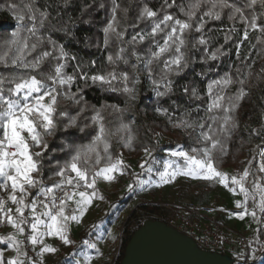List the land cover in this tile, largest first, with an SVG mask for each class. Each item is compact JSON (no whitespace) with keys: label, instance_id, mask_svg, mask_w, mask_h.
Returning <instances> with one entry per match:
<instances>
[{"label":"trees","instance_id":"trees-1","mask_svg":"<svg viewBox=\"0 0 264 264\" xmlns=\"http://www.w3.org/2000/svg\"><path fill=\"white\" fill-rule=\"evenodd\" d=\"M26 2L27 0H0V6H2L0 7V52L5 50V41L11 39V34L17 30V21L13 13L9 11V5L15 4L22 9ZM168 2L172 3V0ZM195 2L196 0H175V4L168 8L167 12L183 20L185 15L181 9L188 10ZM228 2L241 8L243 15L248 19L256 16L259 18L258 23L264 25V4L261 0H257V3L251 7H248L250 0H228ZM116 3L120 6L116 12L119 21L117 30L124 31L123 41H118L113 36L110 45L105 47L103 29L111 22L113 0H68L67 5L63 0H37L38 6H47L51 26L58 30H53L51 26L41 29L39 34L45 38V43L28 55L27 59H33L41 51H51V46L46 42L50 37L57 45H63L70 56L77 58L67 62L64 69L66 74H73L77 63L85 65L83 70L89 75L104 74L115 70L117 73H128L132 79H135L138 70L139 83L137 84V99L132 102L128 100L127 94L123 91H112L107 85L101 86L99 82L93 84L89 80L90 86L84 87L82 79H78L70 87L72 92L83 88L82 96L86 104L76 105L70 101L60 100V109L66 111L68 115L59 116L58 113L55 115L57 130L53 136L47 137L49 148L45 150L47 154L42 161L43 168L40 177L44 185L51 186L52 181L48 178L54 176L58 166H63L70 161L78 149L86 150L93 145L94 137L99 134V124L94 122L92 117L96 114V110H100L104 117L102 123L112 134L108 136L111 143L110 152L113 157L117 154L122 155L125 164L128 165L122 177L132 184V188L128 187L129 184H125L120 195L115 199H109L106 210L93 221L86 223L77 236L70 231L69 238L73 243L68 244L64 249L58 248L49 263L38 255L39 248H34L26 239L30 225L26 226L24 236L19 239L23 241L22 248L27 252V257L35 261V264H41V262L42 264H77L82 256L97 252L94 248L87 247L84 241L87 240L94 244L98 236L102 241L111 243L113 247L115 243L117 252L112 264H120L126 244L135 230L146 220L158 219L168 223L169 219L176 215L177 208L170 207L168 204L186 201L210 204V195L218 186L216 181L177 176L172 180L174 181L173 190L168 197L164 195L166 188L160 185L157 189L158 198L152 199L145 198L147 187L141 188L136 183V179L159 180L156 171H163L165 160H174L181 167L185 164L183 157H172L171 152L185 151L192 154V148L205 146L203 141L197 142L201 129H184L173 125L181 120H187L190 123L194 121L212 123L207 117L224 115L221 109H214L212 112H208L207 109L213 99V95L208 91V85L212 81L221 80L225 74L229 75L233 83L214 85L213 93L223 89L221 93L223 96L234 98L241 87L238 81L244 80L246 95L239 102V106L232 111L237 127L228 136H220L227 154L221 156L218 149L213 150L214 156L218 158L217 170L229 177V185L232 187L235 185H232L231 177L237 176L239 179L245 167L250 168L252 175L245 179L244 184L252 187L254 179H260V182L264 184V179H261L264 178V173L259 171L264 158L259 155L257 148L258 145H264V132L257 135L253 131L264 127V72L261 71L264 68V50H262L264 44H261L264 35L261 34L260 29L249 27L244 20L240 19V14L234 13V9L218 8L216 11L221 13V18L219 20L208 18L204 16V13L210 9L211 3L210 0H202L201 7L192 20L193 27L185 35L186 45L182 46V51L189 60V66L179 75L170 76L173 81L172 91L166 96L158 97L153 91L151 80L145 75V64L150 58L149 49L157 51V44L151 37L143 41L138 40L135 45L127 42L137 33L144 34L151 30V19H138L143 7L147 5L162 18L161 6L164 0H116ZM229 15H234L235 18L230 20ZM200 17H203L206 23L201 31H197ZM64 27H67V32L62 30ZM245 29L249 33L246 40L243 37ZM163 36V33L158 34L155 40L163 44ZM226 36L230 39L226 40ZM201 37L208 41L206 45L196 43ZM121 48L126 49L121 55L128 60V63L125 64L122 59L115 65L110 64L107 57L109 55L115 57L120 53ZM216 48H221L225 55L219 56L216 60L207 59V56ZM133 49L136 55L143 58L141 62L138 63L136 55L132 54ZM57 54L54 53V55ZM168 58L169 54H163L159 58V65L152 66L156 73H159L160 68L163 67V61ZM56 63L55 59L49 58L42 65L41 70L45 73L54 71ZM134 64L137 66L136 69L132 67ZM26 71L31 70L18 68L10 63L7 66L0 64V75L5 77L23 74ZM113 84L117 88L123 87L119 80L114 81ZM8 86L5 85V90ZM128 86L131 87L132 84L129 83ZM185 87H188L189 92L184 91ZM67 88L68 86H64L63 90ZM192 88L197 89L199 98L191 95ZM160 90L164 91L163 87ZM113 105L121 111L113 109ZM224 107H229L227 99L224 101ZM81 108H84V111L81 112ZM70 117H76V124L72 127H64L68 124ZM121 124L130 126L131 135L134 137L131 148L122 146L123 141L120 137H127L129 133L117 131ZM203 131H208L207 127ZM207 146L211 147V144ZM96 147L101 156H104L103 144H97ZM144 147L154 148L152 155L156 161H159L155 164L151 174L142 172L139 167L145 159ZM102 166H104L103 162L98 167ZM132 173H139V176L134 178ZM2 182L3 178L0 177V183ZM150 187L152 191L154 184ZM97 188L103 197L107 196L98 183ZM30 192L32 194L30 198H34L36 190L30 189ZM135 195H138L139 199L132 205L130 214L123 221L122 229L116 230L113 233L115 239H112L107 229L117 220L119 213ZM0 196L6 197V193L0 190ZM29 211L26 209L25 215H28ZM258 212L261 218L259 228L250 239L251 252L258 255L252 264H264V212H261L259 207ZM101 227L105 231L103 236H100ZM0 247H8L7 242L0 241ZM221 253L226 254V252Z\"/></svg>","mask_w":264,"mask_h":264},{"label":"snow or ice","instance_id":"snow-or-ice-1","mask_svg":"<svg viewBox=\"0 0 264 264\" xmlns=\"http://www.w3.org/2000/svg\"><path fill=\"white\" fill-rule=\"evenodd\" d=\"M63 2L67 5L68 0H63ZM201 3L202 0H196L188 10L182 8L181 11L185 15L183 20L167 12L168 8L173 7L175 0H172V3L164 0V4L161 6L162 18L147 5L141 10L138 19H151V30L144 34L137 33L127 43L135 45L138 40L143 41L151 37L153 42L157 44V51L149 49L150 58L145 64V75L151 80L153 91L158 97L166 96L172 91L173 81L170 76L179 75L189 66V60L182 51V46L186 45L185 35L193 27L192 20L196 16L197 10L200 9ZM210 3L211 7L204 13V16L219 20L221 13L216 9H234V13L240 14V19L244 20L249 27L260 29L261 34L264 35V25L258 23V17L253 16L248 19L243 15L241 8L229 4L228 0H210ZM256 3L257 0H250L248 7ZM261 3L264 4V0H261ZM119 7L116 0H113L111 22L103 29L105 47L110 45L113 36L118 41H123L124 31L117 30L119 21L116 12ZM9 11L13 13L17 21V30L11 34V39L5 41V50L0 52V64L7 66L10 63L18 68L31 71L19 75L13 74L9 77L0 75V177L3 178V182L0 183V190L7 194L6 197L0 196V224L10 225L13 229V232L0 236V241H6L16 253L15 256L5 260L3 251H0V264H26V260L27 264H35V261L27 257V252L22 248L23 241L19 239L25 233L26 226L30 225L31 227V234L26 239L33 246L42 245L38 253L41 257L44 253L57 251L53 246L44 243L46 236L58 237L63 244L73 243L69 238L71 224L73 222L81 223L93 206L94 201L104 199L98 191V181L102 179L111 182L116 179L113 173L119 172L123 175L128 168L122 155L112 156L110 152L111 143L108 139V136L112 134L106 130L102 123L104 117L101 111L96 110L92 120L99 124V134L94 137L93 145L86 150L78 149L70 161H67L63 166H58L54 176L48 178L52 181L51 187H45L44 181L40 177L43 168L42 161L47 154L45 150L49 148L47 137L53 136L57 130L55 115L57 113L59 116L68 115L66 111L60 109V100L70 101L76 105L86 104L82 96L83 88H78L76 92H72L70 87L78 79H82L84 87L90 86L89 80L93 84L99 82L101 86L107 85L112 91H123L127 94L130 102L135 101L137 99L139 71L137 70L135 79H132L128 73H117L115 70L104 74L89 75L87 71L83 70L85 65L77 63L73 69V74H66L64 69L67 62L77 58L70 56L63 45H57L50 37L46 42L52 50L41 51L39 55L29 60L26 57L45 43V38L39 33L41 29L51 26L50 12L47 10V6H38L37 0H27L22 9L15 4H10ZM125 11L127 10L125 9ZM234 18V15H229L230 20ZM205 23L204 18L200 17L196 30L201 31ZM51 28L58 30L54 26ZM62 30L68 31L67 27ZM161 33L164 34L163 44H159L155 40L156 36ZM248 35V31L245 29L243 33L245 40ZM225 39L228 40L230 37L226 36ZM196 43L206 45L208 41L201 37ZM261 44H264V40H261ZM221 48H216L207 56V59L216 60L219 56L225 55ZM125 51L126 49L121 48L120 53L115 57L109 55L107 57L108 62L115 65L117 61L123 59V62L127 64L128 60L121 55ZM10 53L13 54L10 56ZM54 53L58 54L54 55ZM166 53L169 54V58L163 61V67L160 68L159 73H156L152 66L154 64L159 65V58ZM132 54L136 55L134 49ZM49 58L55 59L57 63L54 71L45 73L41 68ZM142 59L141 56L136 55L138 63ZM132 67L133 69L137 68L135 64ZM261 71L264 72V68ZM117 80L122 82V88L114 86L113 82ZM129 83L132 84L131 87L128 86ZM231 83H233L232 79L228 74H225L221 80L212 81L208 85V91L213 95V99L208 105L207 111L212 112L214 109H221L224 115L207 117L212 123L206 121L190 123L187 120H181L173 125L177 128L201 129L197 142L203 141L205 146L192 148V154L185 151L171 152L170 156L172 157H183L185 164L181 167L174 160H165L163 171H156L160 183H169L177 176H191L205 181H216L225 187H229V177L217 170L218 158L214 156L213 150L218 149L221 156L227 154L220 136H228L237 127L232 111L239 106V102L246 95L245 82L244 80L238 81L241 87L234 98L223 96L221 94L223 89L213 93V86ZM5 85H9L6 90ZM64 86H68L67 90H63ZM161 87L164 91L160 90ZM184 91L189 92L188 87H185ZM191 95L199 98L195 88L191 89ZM226 99L229 105L227 108L224 107ZM112 107L121 111L115 105ZM80 111H84V108H81ZM157 111L160 110L157 109ZM75 124L76 117H70L68 124L64 127H72ZM205 127L208 131H203ZM117 131L129 133L127 137H120V139L123 141V147L131 148L134 137L131 135L130 126L121 124ZM253 131L260 135L261 132H264V127ZM100 143L103 144L104 156H101L100 152L97 151L96 145ZM209 143L211 147L207 146ZM257 148L259 155L264 158V145H258ZM153 151L154 148H143L145 159L139 164L142 172L153 173L155 164L159 163L153 157ZM102 162L104 166L98 167ZM259 171L264 173V163L260 165ZM249 175H252L250 168L245 167L239 179L237 176L231 177L232 185H239V191L244 195L243 202H235L237 208L243 209L236 213L241 219L247 214L246 205L250 198L254 201V208L256 207L255 195L257 193L260 197L259 209L264 212V184L260 182V179H254L252 185L254 191L250 192L244 186V181ZM132 176L138 177L139 173H132ZM136 183L141 188L152 186L151 180L136 179ZM128 187L132 188V184H129ZM30 189H35L37 192L34 198H30L32 195ZM229 190L236 191V188L231 187ZM8 201L15 205V213L11 207L7 206ZM38 208L40 209L39 212ZM26 209L30 210L28 215H25ZM251 215L256 216L255 210L251 212ZM42 217L47 218V221ZM108 235L115 239L111 232ZM84 244L90 248L96 247L95 244L87 240L84 241ZM238 259H244L243 253L238 254ZM90 261L91 257L86 256L85 264H90ZM77 264L80 262L77 261Z\"/></svg>","mask_w":264,"mask_h":264},{"label":"rangeland","instance_id":"rangeland-1","mask_svg":"<svg viewBox=\"0 0 264 264\" xmlns=\"http://www.w3.org/2000/svg\"><path fill=\"white\" fill-rule=\"evenodd\" d=\"M74 175V174H73ZM113 175L116 176V179L108 182L104 180H99L98 185L100 189L103 191V193H106V197H104L103 200L96 199L94 201L93 206L90 208L89 212L86 214V216L82 219V222L77 224L73 222L70 227V231H72L76 236L78 235V232L83 228V226L93 221L97 216H99L102 212H104L109 204V199H115L117 198L120 193L125 188V184H129V181L122 177V175H119V172L113 173ZM152 184H154V189L151 191V187H147L146 197L145 198H152L157 199V189L160 185H163L166 188L165 196L168 197L169 193L173 190L174 181H170L169 183L162 184L158 179H154L152 181ZM246 188L249 189L250 192L254 191L253 187H251L248 184H244ZM232 186L229 185V187H225L224 185H221L218 183L217 188L211 193L209 203L213 207V214L218 218V220L222 221L228 228H230L232 231H238L242 234H245L247 236L253 235L257 232L260 224V215L258 212L259 207V194L257 193L255 195V205L254 208V201L253 199H249L247 201V214L244 216L243 219H241L236 213L239 211H242L243 209H239L236 207V201L243 202L244 195L242 192L239 191V185H235L236 191H230L229 189ZM7 195V194H6ZM101 195V194H100ZM141 200V199H140ZM149 201V200H147ZM137 200H133V197L130 199L129 204L119 213L117 220L111 224V226L107 229V233L111 232L112 234L116 230H121L123 227V221L128 217L130 214V210L132 208V205L135 204ZM8 207H11L13 209V213H15V208H13V204L11 201H8L7 204ZM255 210L256 216L253 217L251 215V212ZM42 219H45L47 221V218L42 217ZM69 231V232H70ZM100 236H103L104 229L103 227L100 228ZM13 232L12 227L9 225L8 229L1 235H7L8 233ZM28 236L31 234V227L29 226L28 229ZM234 234V232H232ZM21 235L20 237H23ZM19 237V238H20ZM5 242V241H3ZM31 243V242H30ZM44 243L53 246L54 248H66L68 244H63L58 237H49L46 236L44 238ZM96 247L94 248L97 250L96 253H89L85 256H82L79 259L80 264H85V257H91L90 264H112L116 257L115 250V243L114 247L111 243H107L106 241H102L100 237L98 236L96 242H94ZM32 245V244H31ZM33 246V245H32ZM34 248H40L42 245L37 244L33 246ZM0 251H3L4 253V259L7 260L8 258H11L16 255L15 251L8 245L6 248H1ZM56 252V251H55ZM44 253L43 259L46 263H49L52 258L54 257V253ZM41 257V256H40Z\"/></svg>","mask_w":264,"mask_h":264},{"label":"water","instance_id":"water-1","mask_svg":"<svg viewBox=\"0 0 264 264\" xmlns=\"http://www.w3.org/2000/svg\"><path fill=\"white\" fill-rule=\"evenodd\" d=\"M218 251L202 249L193 238L163 220L148 219L132 234L120 264H233Z\"/></svg>","mask_w":264,"mask_h":264},{"label":"built area","instance_id":"built-area-1","mask_svg":"<svg viewBox=\"0 0 264 264\" xmlns=\"http://www.w3.org/2000/svg\"><path fill=\"white\" fill-rule=\"evenodd\" d=\"M36 194L37 192L35 196ZM138 199V195L133 197V200ZM168 206L177 208L176 215L169 219L168 224L193 238L202 249L226 252L234 259L233 264H252L257 258L258 254L254 255L251 252L250 239L252 235L247 236L241 232L232 231L213 214V207L210 204L186 201L184 203L168 204ZM13 208H15V205H13ZM8 227L9 225L0 224V236ZM240 253L244 255L243 260L238 259Z\"/></svg>","mask_w":264,"mask_h":264}]
</instances>
